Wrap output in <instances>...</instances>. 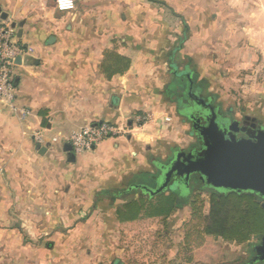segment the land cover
I'll list each match as a JSON object with an SVG mask.
<instances>
[{
	"label": "crops",
	"instance_id": "1",
	"mask_svg": "<svg viewBox=\"0 0 264 264\" xmlns=\"http://www.w3.org/2000/svg\"><path fill=\"white\" fill-rule=\"evenodd\" d=\"M50 1L0 0V19L15 24L25 47L15 89L17 104L30 110L21 120L0 104V264H133L139 253L122 239L138 242L150 229H131L153 221L120 222L114 209L110 219L124 230L115 235L119 242L114 230L97 231L90 219L108 202L97 203V192L137 183L141 174L155 173L152 156L165 161L189 142L177 138L168 98L167 110H158L159 96L148 89L153 62L174 59L159 37L171 23V8L200 18L206 2L215 7V23L235 39L241 29L264 30L263 0H76L70 12ZM102 121L126 125L129 133L75 154L69 137ZM69 146L75 161L68 160ZM80 206L93 214L81 219ZM209 245L207 239L201 252Z\"/></svg>",
	"mask_w": 264,
	"mask_h": 264
},
{
	"label": "rangeland",
	"instance_id": "2",
	"mask_svg": "<svg viewBox=\"0 0 264 264\" xmlns=\"http://www.w3.org/2000/svg\"><path fill=\"white\" fill-rule=\"evenodd\" d=\"M255 1L252 0L251 3ZM50 4L54 6L53 0L50 1ZM202 11H205V14L196 18L194 15L182 14L181 9L171 8V23L166 24L168 30L159 37L166 42L163 45L164 53L173 49L174 59L166 58L165 61L156 59L153 62L154 73L149 74V76L152 74L148 85V89H152V92L149 94L152 95V98L159 96V100L155 104L156 108L167 110L165 101L168 96L170 97V94L166 91L167 78L165 74L171 72L170 64L176 63L180 69L187 66L188 70L192 71L194 79L204 87V93L214 97L223 113L239 120L247 117L263 122L264 125V30L245 31L241 29L237 31L239 36L236 34L237 38L234 39L232 31L225 28V24L219 26L215 23L214 6L205 2ZM66 20L67 18L64 19V21ZM155 48H150L152 54H154ZM164 90L165 92H163ZM163 93L164 95H162ZM150 95L149 97H151ZM171 95L174 101V96ZM169 110L166 112L169 114L173 127L180 133L177 138L180 137V141L182 140L185 145L190 139V126L183 122V128L179 131L178 124L181 123L178 121H181V118L177 121L175 109L170 107ZM123 127L125 130L123 135H126L129 133V127L126 125ZM151 158L153 162L157 159L156 156ZM141 196H143L141 191H134L123 195L116 201L103 203L105 206L99 207L98 212L96 211L97 217L90 219L91 225L97 231L101 229L114 230V238L120 242L122 238L115 235L121 236L124 230L117 228L112 223L110 214L114 209L131 200L139 199ZM200 200L202 201V214L208 215L210 208L208 192L202 193ZM80 209V211L77 209L75 211L84 220L89 218L94 210L82 206ZM98 214L109 216V219L98 217ZM141 217L153 221V224L149 226L143 223L131 230L142 228L150 229L148 231L151 232L139 237L138 242L130 237L122 239V242L128 247L135 246V251L139 253L137 261L133 264H191L193 262L194 264H244L248 259L249 252L245 246L223 240L217 242L213 237L210 239L206 235H202L203 221L188 206L173 212L168 217L153 216L154 220L148 219L150 216L147 214ZM22 225L23 222L20 223L21 227ZM23 229L33 230L26 226ZM207 239L210 240V245L206 251L201 252ZM140 249L141 251H139ZM163 249H170V254L167 255Z\"/></svg>",
	"mask_w": 264,
	"mask_h": 264
},
{
	"label": "trees",
	"instance_id": "3",
	"mask_svg": "<svg viewBox=\"0 0 264 264\" xmlns=\"http://www.w3.org/2000/svg\"><path fill=\"white\" fill-rule=\"evenodd\" d=\"M177 151L178 148L172 149L173 157ZM171 159H156L154 165L157 171L139 176L141 180L137 183L142 187L132 183L127 187L97 192V203L116 201L125 194L141 191V198L131 200L114 210V215L122 222L135 220L146 214L150 217H168L188 206L203 221L202 235L215 236L223 241L245 246L249 256L244 264H264V261L254 260L255 247L264 237V198L253 191H232L207 185L186 189L187 186L179 176L172 179L164 191L152 195L149 190H156L163 183ZM204 192L209 195L208 215L202 214L200 196Z\"/></svg>",
	"mask_w": 264,
	"mask_h": 264
},
{
	"label": "water",
	"instance_id": "4",
	"mask_svg": "<svg viewBox=\"0 0 264 264\" xmlns=\"http://www.w3.org/2000/svg\"><path fill=\"white\" fill-rule=\"evenodd\" d=\"M54 40L55 37H50L48 42ZM237 124L236 121L229 129L223 130L213 114L208 126L198 130L203 145L194 153L197 157L193 158V154L187 155L185 152L178 153L167 167L163 183L156 190H149L150 193L156 195L164 191L173 174L189 180L191 174L199 173L207 186L232 191H253L264 198L263 122H260V126L251 123V128L255 130L251 133L248 131L247 138L237 137ZM66 151H69L68 160L75 161L70 146ZM255 251L254 260L264 261V237L256 245ZM114 264L121 262L116 260Z\"/></svg>",
	"mask_w": 264,
	"mask_h": 264
},
{
	"label": "flooded vegetation",
	"instance_id": "5",
	"mask_svg": "<svg viewBox=\"0 0 264 264\" xmlns=\"http://www.w3.org/2000/svg\"><path fill=\"white\" fill-rule=\"evenodd\" d=\"M170 65L171 72L169 73L167 84V92L170 94V97L168 96V102L171 105L170 107L175 109L176 115L190 126V140L188 144L183 149H179V151L175 152L174 157L171 152L169 158L172 159L170 161H172L178 153L182 152H185L187 155L193 154V158L197 157L194 153L198 152L203 145L198 130L208 126L209 120L213 117V114H215L216 121L223 130L229 129L230 126L237 121L239 123L236 125L239 129L236 133L238 138H247L249 136L248 134L251 133L252 130H255L251 128V123L255 122L260 126V122L248 119L247 117L243 120H239L223 113L220 105L214 100V97L204 93V87L197 83L198 81L194 79L192 71H189L187 66L184 67V69H180L176 63H171ZM171 94L174 96V101L172 100ZM243 128H245V130ZM248 131L250 132L248 133ZM175 177H177V175L173 174L169 184ZM180 180L187 186L186 189L190 187L197 189L198 187H204L206 185L202 175L199 173L191 174L189 180L185 177L180 178ZM134 185L143 186L138 185V183H134Z\"/></svg>",
	"mask_w": 264,
	"mask_h": 264
},
{
	"label": "built area",
	"instance_id": "6",
	"mask_svg": "<svg viewBox=\"0 0 264 264\" xmlns=\"http://www.w3.org/2000/svg\"><path fill=\"white\" fill-rule=\"evenodd\" d=\"M56 8L60 12H70L76 9V0H56ZM25 52L21 44L17 29L12 21L0 19V104L4 105L19 119L24 120L30 110L17 104L15 89L16 67L18 59ZM141 121H148V117H140ZM125 133L124 127L110 122H98L85 125L75 131L68 139L75 154L91 150L103 141L112 137H119ZM37 143L45 141L41 135H35Z\"/></svg>",
	"mask_w": 264,
	"mask_h": 264
}]
</instances>
